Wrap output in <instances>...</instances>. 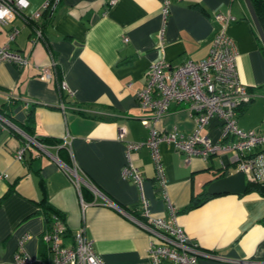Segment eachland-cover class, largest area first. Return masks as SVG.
<instances>
[{
    "label": "crops",
    "instance_id": "obj_1",
    "mask_svg": "<svg viewBox=\"0 0 264 264\" xmlns=\"http://www.w3.org/2000/svg\"><path fill=\"white\" fill-rule=\"evenodd\" d=\"M44 0H30L27 12ZM163 0H59L48 16L41 14L42 38H36L33 22L16 16L0 23V45L11 26L19 32L10 48L27 54L29 61L16 66L0 63V110L14 123H26L33 135L46 138L45 150L29 145L21 159L15 151L21 138L0 128V264H14V253L24 233L25 250L40 260L51 252L43 234L52 215L64 221L61 242L72 244L79 228L92 240L95 251L107 264H150L149 235L119 212L103 204L85 185L78 189L71 175L56 161L75 164L77 173L99 188L119 206L138 215V188L124 179V142L116 138L125 127V138L148 135L141 118L150 117L136 99L151 61L164 56L172 65L204 57L219 29L214 12L230 13L234 19L226 32L234 39L238 75L253 97L238 110L237 124L244 130L264 132V44L244 0H170L164 44H158ZM56 65L51 80L40 78L36 65L48 60ZM64 78L73 95L60 90ZM11 94L8 99L7 94ZM23 99L30 100L27 107ZM30 109V119L27 111ZM221 122L213 116L202 133L216 139ZM159 130L175 127L186 134L195 126L183 102H171L156 124ZM167 198L154 180L149 151L133 153L141 169L143 191L154 215L168 217L171 203L176 221L198 246L216 257H199L197 264H264V196L255 190L211 194L202 203L184 209L193 199L208 194L206 187L226 166L236 171L230 154L207 159L184 155L172 144L161 142ZM231 167V168H230ZM44 204L51 206L50 221ZM39 264V263H36Z\"/></svg>",
    "mask_w": 264,
    "mask_h": 264
},
{
    "label": "built area",
    "instance_id": "obj_2",
    "mask_svg": "<svg viewBox=\"0 0 264 264\" xmlns=\"http://www.w3.org/2000/svg\"><path fill=\"white\" fill-rule=\"evenodd\" d=\"M59 0H44L38 9L27 12L17 0H0V7L11 9L13 18L20 16L33 22L36 38H42L43 32L36 20L43 11H50ZM115 0H110L114 2ZM31 13V14H30ZM160 27L158 29V44H164L165 29L170 13V0H163L160 10ZM11 20L0 21L8 24ZM214 18L219 23L207 54L198 59H187L177 65H172L164 56L150 62L145 81L137 93L139 106L150 112V117L141 118V123L148 129V135L140 140L125 138V127L120 126L116 138L124 142L125 163L120 169L124 179L134 182L138 188V215L119 206L109 199L99 188L89 183L77 173L75 164H65L56 161L72 177L73 184L80 189L85 185L92 193L101 196L103 204L112 207L149 235L147 256L150 264H197L198 258L216 257L215 254L198 246L184 228L176 221V209L168 203L169 216H157L150 210V202L143 191L144 175L133 161V153L142 147L149 151L154 168V180L162 197L167 198L165 191L166 174L159 145L161 142L172 144L184 155V160L192 156L207 159L217 154H230V162L236 170H242L246 182L250 180L264 181V132L254 129L244 130L237 124L238 110L242 104L249 101L253 94L241 81L238 75L236 57L237 50L234 39L226 32V26L234 19L230 13L214 12ZM19 30L11 26L7 31L6 43L0 45V63L11 62L20 67L28 61V55L10 48L9 42L15 39ZM56 61L50 54L47 61L36 65L38 74L45 81L51 80ZM60 90L67 95H73L64 78L59 80ZM8 99L12 95L7 94ZM27 107L30 100L23 99ZM171 102H183L189 113L194 117L195 126L189 133L183 134L173 127L170 130H159L157 122L167 112ZM219 118L220 133L216 139L201 131L210 118ZM0 128L14 131L21 138V145L15 151V157L21 159L24 150L29 145H35L45 150L38 136L30 135L14 123L8 116L0 113ZM0 171V178L3 176ZM65 226L62 217L53 214L51 224L44 232L51 258L40 260L31 256L24 248L25 241L30 237L24 233L18 241L14 253V264H107L95 251L92 240L88 238L83 228L74 234L72 244L61 242Z\"/></svg>",
    "mask_w": 264,
    "mask_h": 264
},
{
    "label": "water",
    "instance_id": "obj_3",
    "mask_svg": "<svg viewBox=\"0 0 264 264\" xmlns=\"http://www.w3.org/2000/svg\"><path fill=\"white\" fill-rule=\"evenodd\" d=\"M247 6V9L250 13L251 19L255 25V28L258 32V36L262 44H264V29H262L258 17L254 11V8L250 0H244ZM247 182L244 178L242 170H236L233 172H226V166L222 167L216 174V178L211 180L207 187L206 191L208 194H219V193H243L246 191Z\"/></svg>",
    "mask_w": 264,
    "mask_h": 264
},
{
    "label": "trees",
    "instance_id": "obj_4",
    "mask_svg": "<svg viewBox=\"0 0 264 264\" xmlns=\"http://www.w3.org/2000/svg\"><path fill=\"white\" fill-rule=\"evenodd\" d=\"M250 1H251V4H252L253 8H254V11H255V13H256V15L258 17V20L260 22L261 27H262V29H264V0H250ZM43 13H44V15L48 16L50 11L49 10L48 11L45 10V11L42 12V14ZM40 27L42 28L41 25H40ZM42 32H43V29H42ZM0 113L5 115L3 110H0ZM29 119H30V109L27 111V120H29ZM21 127L28 134L33 135V133L30 132L29 126H27L26 123L22 124ZM38 138L43 143H45V141L47 140L46 138H42V137H38ZM247 189L255 190L260 195L264 196V181L250 180V181L247 182L246 190ZM210 196H212V195L211 194H205L199 199H193L184 207V209H188L190 207L196 206V205L202 203L204 200H206ZM50 210H51V206H49L48 204H44L43 213H44V219L46 220V222L50 221L49 220L50 219V212H51ZM55 214H58L60 217L62 216L58 212L55 213ZM261 221L264 222V217L261 218Z\"/></svg>",
    "mask_w": 264,
    "mask_h": 264
},
{
    "label": "clouds",
    "instance_id": "obj_5",
    "mask_svg": "<svg viewBox=\"0 0 264 264\" xmlns=\"http://www.w3.org/2000/svg\"><path fill=\"white\" fill-rule=\"evenodd\" d=\"M18 4L24 8H28L30 0H17ZM35 11V9H33ZM31 14V13H30ZM13 18V13L11 9L6 7H0V21L11 20Z\"/></svg>",
    "mask_w": 264,
    "mask_h": 264
},
{
    "label": "rangeland",
    "instance_id": "obj_6",
    "mask_svg": "<svg viewBox=\"0 0 264 264\" xmlns=\"http://www.w3.org/2000/svg\"><path fill=\"white\" fill-rule=\"evenodd\" d=\"M231 168V167H230Z\"/></svg>",
    "mask_w": 264,
    "mask_h": 264
}]
</instances>
